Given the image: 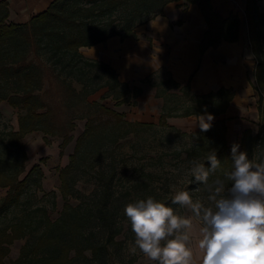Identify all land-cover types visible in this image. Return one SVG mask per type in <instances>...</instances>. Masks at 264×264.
<instances>
[{
	"label": "trees",
	"instance_id": "16d2710c",
	"mask_svg": "<svg viewBox=\"0 0 264 264\" xmlns=\"http://www.w3.org/2000/svg\"><path fill=\"white\" fill-rule=\"evenodd\" d=\"M172 2L199 5L208 25L201 42L202 54L223 40H239V14L231 12L223 16L212 0H54L46 10L25 23L9 21V4L0 1V101L8 100L21 110L18 129H10L7 135L9 146L21 155L20 168L16 171L0 169V185L8 188L0 199V212L20 203L32 182L37 188H43L45 174L39 164H35L24 178L20 177L28 160L25 136L35 130H42L46 140L48 135H58L63 138V152L74 138L72 132L76 128V119H86L70 162L60 169L64 199L61 214L52 218L43 208L39 220L27 215L9 225H0V264H140L137 256L126 260L121 258V253L115 252L119 247L127 248L126 238H119L125 226L115 222L109 205L114 194L115 171H100L103 190L95 206H86L85 198L76 188L75 176L80 164L88 157L91 141L102 140L108 145H116L130 133L139 132L140 127H151L154 123L130 121L124 112L103 102L88 100L93 93L108 87L110 93L114 92L116 104H123L142 95L144 89L139 84L132 86L121 80L113 65L86 56L81 47L96 45L113 36L122 39L135 37L140 25L164 15L166 6ZM246 17L251 48L257 59L254 86L260 95V129L255 133L253 128H246L238 151L246 152L250 160L261 163L264 162V11L259 0H247ZM32 38L43 42L48 49L53 76L61 79L69 92L63 105L55 106L48 96L50 88H46L48 77L44 65L29 58L26 45ZM166 71L165 90L153 79L155 73L142 80L155 87L156 95L164 99L158 124L179 130L170 124L169 118L198 116L205 111L217 117L207 132H201L200 128L194 132L195 142L185 151L190 156L199 155L201 163L208 168L207 157L215 150L221 161L220 167L214 170L218 173L215 178L223 181L227 192L231 181L227 180L225 173L233 170L231 147L234 143L228 140L230 117L225 114L236 96L235 89L222 86L198 93L190 83L182 84ZM74 80L81 83V89ZM78 193L83 199L74 205L71 196ZM173 197L166 198V205H173ZM29 235L18 257L10 259L11 245Z\"/></svg>",
	"mask_w": 264,
	"mask_h": 264
},
{
	"label": "rangeland",
	"instance_id": "374dc122",
	"mask_svg": "<svg viewBox=\"0 0 264 264\" xmlns=\"http://www.w3.org/2000/svg\"><path fill=\"white\" fill-rule=\"evenodd\" d=\"M243 23L246 27L245 18ZM141 37L146 38V33L141 34ZM26 47L29 58L44 65L43 68L48 77L46 88H50L48 96L51 98V102L55 106L63 105L69 92L65 90L61 79L58 80L54 77L55 75L53 76L48 49L43 45V42L39 43L34 38ZM89 47V49H85L88 50L87 53L84 49H81L82 52L88 57L101 60L99 47L95 45ZM247 60L249 61L246 62V66L249 69L248 73L253 86L256 81L257 64L254 55ZM167 77L166 67H163L155 72L153 79L159 82L161 88L165 90ZM74 84L77 88H82L78 81L74 80ZM259 97V91L256 88L251 89L250 92L244 89L241 96L239 95L233 101L231 113L225 114L226 117H230L228 140L238 144L239 148L246 128L252 127L255 133L260 129V116L256 112ZM88 100L100 101L111 108L124 112L126 119L130 121L154 123L151 127H140L139 132L130 133L120 139L116 145H108L102 140L91 141L88 145V157L80 164L75 177L77 179L76 188L85 198L86 206H95L103 190L100 171L103 170L106 173L115 171L112 184L114 194L109 205L115 222L125 226L124 233L119 238L127 240V248L119 247L115 252L116 254L121 253V258L126 260L137 256V263L140 264H158V261L150 260L139 248L135 253L131 251L135 246V234L124 209L128 203L148 197L158 201L163 200L166 204L167 197L174 196L181 190L188 191L194 202L200 201L205 206H213L214 202L210 199L212 193L208 186L213 185V180H216L215 177L218 173L216 171L209 173L210 181L207 182V186L204 183L196 182L191 174V167L193 161L201 163V157L199 155L190 156L185 151L195 142L194 132L200 128L198 116L180 117L177 125L172 124L179 130L160 126L158 111L161 112L164 99L156 95V88L151 85L145 93L143 91L139 97L123 104H116L114 92L110 93L108 87H103L93 93ZM20 113L21 110L10 104L8 100L0 101V169L3 170L16 171L20 168L21 155L7 142L8 131L19 127ZM61 115L60 113L59 116ZM216 118H213L212 122ZM85 122V118L76 119V128L72 132L74 138L67 144L63 152L61 148L63 138L58 135H48V140H46L42 130H35L25 136L28 160L25 162V170L20 177L24 178L35 164H39L45 174L43 188H37V185L32 182L20 203L8 211L0 212L1 226L9 225L27 215L37 217L39 220L42 217L43 208L47 209L52 218H57L61 214L64 199L61 192L60 169L70 162V155L75 150L78 136L85 129ZM7 190V187L0 185V199L5 196ZM78 196H80L79 193L76 196H71V202L74 205H78L83 199ZM171 207L177 214L192 218L193 227L190 230L188 246L192 247L194 253V246L199 240L197 234L200 232L202 222L193 215L188 207L180 205H171ZM30 236L15 240L11 245L10 259L18 257L21 247Z\"/></svg>",
	"mask_w": 264,
	"mask_h": 264
},
{
	"label": "clouds",
	"instance_id": "9594fccd",
	"mask_svg": "<svg viewBox=\"0 0 264 264\" xmlns=\"http://www.w3.org/2000/svg\"><path fill=\"white\" fill-rule=\"evenodd\" d=\"M213 115L205 111L198 115L201 132L211 128ZM239 145L233 144V170L225 176L231 181L225 194L223 181L217 179L208 186L213 206L193 201L188 191L176 192L173 205L188 207L202 222L198 247L202 264H264V162L248 158ZM209 167L193 161L191 174L195 181L207 186L210 171L221 161L213 150L207 157ZM219 197V198H218ZM135 234L136 249L158 264H192L193 253L188 246L191 217L174 212L173 207L152 197L128 203L124 209Z\"/></svg>",
	"mask_w": 264,
	"mask_h": 264
},
{
	"label": "crops",
	"instance_id": "0c3cea01",
	"mask_svg": "<svg viewBox=\"0 0 264 264\" xmlns=\"http://www.w3.org/2000/svg\"><path fill=\"white\" fill-rule=\"evenodd\" d=\"M5 1L9 4L8 20L25 23L34 15L46 10L54 0ZM212 2L223 16L235 12L243 19L239 40L234 42L223 40L216 46L209 47L202 54L201 42L208 25L199 5L172 2L166 6L164 15H159L136 29L137 38L122 39L120 36H113L96 44L95 46H98L100 50L101 60L113 65L121 80L141 85L144 93L150 85L143 83L142 80L160 68L166 67V70L170 71L178 82L190 83L197 92H209L222 86L233 87L236 91L233 100L235 101L244 89L250 92L255 88L251 85L249 69L246 66V62L249 61L247 58L251 59L253 55L257 64L256 56L251 48L246 17L247 0H212ZM236 2L239 4L237 5ZM259 4L264 11V0H259ZM244 18L246 27L243 23ZM179 20H181L180 23ZM144 33L147 39L141 37ZM89 48V46H83L81 49ZM258 103L256 112L260 116ZM232 105L233 102L228 114L231 113ZM160 113L158 111L159 116ZM179 118L171 117L168 121L170 124L177 125ZM197 236L200 239L201 233L199 232ZM202 255L198 243L195 244L192 264H202Z\"/></svg>",
	"mask_w": 264,
	"mask_h": 264
}]
</instances>
